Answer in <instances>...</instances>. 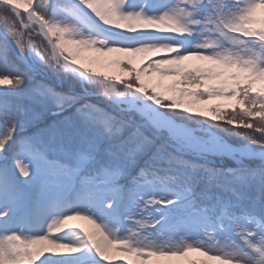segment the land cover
<instances>
[{"label": "rangeland", "instance_id": "1", "mask_svg": "<svg viewBox=\"0 0 264 264\" xmlns=\"http://www.w3.org/2000/svg\"><path fill=\"white\" fill-rule=\"evenodd\" d=\"M94 1L0 0V38L17 63L0 74V264L35 262L36 229L76 248L39 246L63 264H112L78 227L91 217L111 220L95 221L100 246L148 264L175 254L183 264H264V187L239 199L216 189L256 186L231 168L264 161V0H105L127 24L117 31ZM34 14L55 26L51 36ZM63 36L91 56L87 76ZM105 55L120 77L97 67ZM122 119L201 168L168 181L137 170L141 149L108 123Z\"/></svg>", "mask_w": 264, "mask_h": 264}, {"label": "bare ground", "instance_id": "2", "mask_svg": "<svg viewBox=\"0 0 264 264\" xmlns=\"http://www.w3.org/2000/svg\"><path fill=\"white\" fill-rule=\"evenodd\" d=\"M105 9H106L105 0H95L94 3L91 4V10L93 12H95V15L98 16L99 18H104L106 20L107 25L111 29L117 31V30H122L125 27H127V24L122 22V21L120 22L116 16H109V14L107 12H105ZM36 21H39V23L42 26V29L45 31V33H47L49 36L52 35L50 30L55 28V26L46 27L40 21V19L34 14L33 23H36ZM61 45L69 53L68 55L71 59V61H69V62L71 64H73L74 66L78 67V72L80 74L87 76V73L85 72V68H86L85 64L88 62V64L93 65L92 64L93 61L90 60L91 56H88L90 58L82 57V55L80 53V47L74 41L68 39L67 36H63V40H61ZM56 51H57V49H56ZM112 51L115 52V51H117V49L115 47H112ZM123 52H124L123 53L124 57H127L129 55L127 52H125V51H123ZM146 59L147 58L144 57L143 61H145ZM101 62H99V63L95 62L97 64V67H100V69L102 70V69H104L103 65L105 64V66H109V68H111L114 71V73L116 74L117 77H120V75H121L120 61H116V59H110L109 60L108 57L105 55L104 57H102ZM106 90H107L109 97H113V96H114V98L122 97V96L116 94L113 89L108 88ZM110 95H112V96H110ZM147 102L150 105V107H152L154 109V111H156V113L159 116L162 115V114H160L161 112L157 111L156 107H158V105L156 103H154L153 101H150V100ZM174 127L179 128V130L182 133L188 134V131H186L187 129L185 130L182 127H179V125H177V124H174ZM262 156H264V152H263ZM82 204H83V201L81 202V205ZM93 211L96 212L97 209H94ZM95 221H97V222L100 221L99 223H103L108 228H112L111 220H109V219L108 220H105V219L101 220L100 218L97 220V217H91L89 219V221L84 220V219L80 220V223L78 222L79 223L78 227L83 228L88 233L89 239L92 242H94L95 244H97L95 246H96L97 252L99 253L100 256L108 257V258L110 257L112 264H148L147 261L143 260L142 258L133 259L130 256L123 254V253H121L119 255L114 254L115 251L113 249L114 248L113 244L110 243L109 241H107L106 246H100L99 242L97 241V239L100 238V231H97V233L93 232L97 226L95 224L96 223ZM75 226L76 225H74L72 227H75ZM65 227H66V229L70 228V226H68V225H65ZM36 235H37V238H36L35 243L38 244V249L36 250L37 260L35 262H33L32 260H29L27 262V264H63V263H67L68 260L66 257H64V256H60L59 258L55 257L54 253L41 249L39 247L41 244H45L48 248L56 249L61 254L76 250V248L73 247V245H71L70 243L60 242L57 240H53V239L49 238L48 236L42 235V232H40L39 229H36ZM162 263L183 264L182 257H180L176 254L175 255H166V256H156V264H162ZM200 264H204V262L200 261Z\"/></svg>", "mask_w": 264, "mask_h": 264}, {"label": "trees", "instance_id": "3", "mask_svg": "<svg viewBox=\"0 0 264 264\" xmlns=\"http://www.w3.org/2000/svg\"><path fill=\"white\" fill-rule=\"evenodd\" d=\"M16 66L17 63L15 56L12 55L7 43L0 38V74L2 70H6L7 74L9 71L15 73ZM50 87L53 88L51 85ZM53 89L58 88L54 87ZM85 101L100 107L98 109L100 117L106 115L108 112V108L104 106L105 104L103 105L97 100L90 101L89 99L85 98ZM133 119L136 120L137 116H134ZM133 122L122 119L114 122L109 121L108 123L121 132V135L125 137L123 140L129 141L141 149L140 152L136 153L134 156L137 170H142L152 178L161 181H168L170 179V176H168L169 172L177 171V173H180L182 170L180 168L184 167H190L192 169L201 168L202 164L200 160L177 153L161 141L159 142L158 140L151 139L147 134H142L140 130L138 131L134 127L135 125ZM237 174L244 176L243 179L246 180H250L252 177V180H257L258 183L255 186L252 185L251 181L252 187H250L249 190H241L238 192L231 190L229 186H225L222 183H219L221 186L217 187L216 189H218L220 193L222 192L227 197L239 199L245 197L247 192L252 191V188L257 187L258 184L261 185L260 187H264V166L255 167L248 170H239Z\"/></svg>", "mask_w": 264, "mask_h": 264}, {"label": "water", "instance_id": "4", "mask_svg": "<svg viewBox=\"0 0 264 264\" xmlns=\"http://www.w3.org/2000/svg\"><path fill=\"white\" fill-rule=\"evenodd\" d=\"M167 118V117H166ZM168 120V119H167ZM173 122H174V124H177V125H179V127H182L183 129H187L186 131H188V134L189 133H191V131L188 129L189 128V126H187L186 124H184V123H180V122H176V121H174V120H172ZM228 146V145H227ZM229 147H230V145H229ZM232 149H234V150H236L237 151V149L238 148H232ZM238 151H240V153H242V151H241V149H238ZM264 164V162L262 161L259 165H263ZM244 167H249V166H244Z\"/></svg>", "mask_w": 264, "mask_h": 264}]
</instances>
